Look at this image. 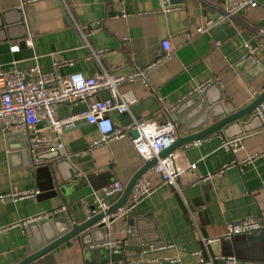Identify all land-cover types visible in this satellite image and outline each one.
Here are the masks:
<instances>
[{
  "label": "crops",
  "instance_id": "crops-1",
  "mask_svg": "<svg viewBox=\"0 0 264 264\" xmlns=\"http://www.w3.org/2000/svg\"><path fill=\"white\" fill-rule=\"evenodd\" d=\"M175 1L179 0H124L127 16L119 17V4L110 0H66L75 23L85 26L90 46L104 50L95 60L81 46L59 0H0V71H25L37 63L43 72L52 69L63 77L70 73L89 77L101 67L115 76L127 75L153 62L162 52L160 40L166 38L170 55L148 73V87L139 81L119 84L121 91L133 94L135 102L125 112H110L109 117L119 128L137 119L173 121L177 136L189 135L192 131L183 130L173 115L178 107L186 108L183 115L199 97L203 103L219 100L235 111L264 88V0L238 12L228 22L234 33L221 30L219 37L211 33L217 25L203 33L193 30L215 18L223 0ZM28 38L31 46L25 43ZM243 42L258 46L254 56L241 59ZM14 45L17 50L12 52ZM104 97L102 91L90 99ZM86 105H59L55 116L81 112ZM245 117L240 119L244 133L239 136V151L219 148L226 139L219 132L207 135L197 146L174 148V165L181 172L173 186L147 170L143 176L152 187L149 195L112 219L104 236L95 232L88 244L72 236L55 246L47 264H118L128 256L142 259L137 264H201L195 253L199 248L204 257L232 255L235 264H257L264 253V234L258 230L222 237L228 243L219 252L209 243L204 248L200 240L220 237L229 220L251 215L264 221V122L259 115ZM16 133L0 128V193L40 192L0 201V264H15L30 252L42 217L69 214L74 222L85 219L91 215L95 191L112 182L124 186L143 163L129 135L95 145L97 129L84 118L59 133L41 121L35 127L36 135L47 143L41 146H54L62 153L59 160L63 161L53 170L59 183L60 177L66 180V189L63 195L55 194L49 171L26 148L21 149L22 139ZM21 134L26 144L27 136ZM120 194L106 198L107 203ZM47 212L51 214L45 216ZM128 218L132 224H127ZM102 237L106 239L97 241ZM107 239H121L123 251H110L103 245ZM141 249L145 250L140 253ZM214 264L222 263L214 259Z\"/></svg>",
  "mask_w": 264,
  "mask_h": 264
},
{
  "label": "built area",
  "instance_id": "built-area-1",
  "mask_svg": "<svg viewBox=\"0 0 264 264\" xmlns=\"http://www.w3.org/2000/svg\"><path fill=\"white\" fill-rule=\"evenodd\" d=\"M118 3L120 6L119 17H126L124 12V0H110ZM63 14H66L69 21L73 25L80 44L86 48L89 55L95 60L104 52L103 49L96 50L92 48L88 42V35L84 31L85 26L76 24L69 12L66 0H59ZM257 0H223L215 18L207 20L203 26H197L193 30L195 33H203L215 25L224 21L232 20L238 12L245 8H253L257 5ZM117 16H115L117 18ZM189 29L188 33L193 34ZM125 39V38H124ZM25 43L28 46L32 44V38H28ZM245 49L241 59L252 57L257 51V47H253L245 42L242 43ZM162 52L153 62L143 68H136L127 75L115 76L107 72L101 67L94 75L86 77L80 73H70L65 77L60 76L54 70L43 72L37 63L31 65L28 70H15L11 73H3L0 71V128L8 133L21 132L27 136V142L31 148L47 144L46 141L37 136L35 133L36 125L44 121L49 129L55 133L61 132L63 129L72 128L75 122L84 118L87 123L93 124L99 134V138L94 142L95 145L103 144L122 136L129 135L130 141L140 155L141 160L156 158L155 163L150 167L152 171L158 174L161 182L167 185H174L175 178L181 172L179 167L174 165V154L171 152L162 158H158L159 152L168 148L177 137L176 126L173 121L157 122L152 119H137L132 124L116 127L114 126L109 113H122L128 110L129 105L135 102L134 96L130 91H121L119 84L122 82L139 81L148 87L147 75L163 60L169 57L170 48L166 38L160 40ZM10 50L14 52L17 46H11ZM105 91L106 97L102 99H90L95 94ZM87 105L85 110L69 114L66 117L57 118L55 110L59 105L84 103ZM254 113L260 116L264 122V104L259 103ZM134 132L136 136L132 134ZM203 139H196L186 144L187 146H197ZM59 147L60 144L58 143ZM219 148L236 153L241 149V141L239 137L225 139L221 142ZM189 168L194 167V163H190ZM209 173L207 176L200 178L205 180L214 174ZM263 186H264V180ZM123 185L118 182H112L105 185L99 191H95L92 196L91 214L103 211L109 204L106 198L120 194ZM152 191L147 178L143 174L134 182L129 193L127 201L118 207L115 211L101 218L103 225L107 228L110 226L112 219L122 216L133 202L147 196ZM39 189L35 190H17L15 192L0 193V201L10 199L12 201L21 197H33L39 193ZM51 212H47L45 216H49ZM22 223L24 221H21ZM259 230L264 234V221L246 215L236 220H229L224 224L223 232L220 237H227L232 234L244 233L246 231ZM211 239V238H210ZM209 238L200 237L204 248L210 242ZM103 245L112 252H122L124 242L121 239H107ZM164 245H158L163 247ZM152 248L153 246L150 245ZM145 249H141L140 253ZM195 253L201 258L202 264H214V259H219L222 264H235L236 258L232 255H206L202 256L201 249H197ZM146 262L149 259H144ZM134 256L124 257L118 264L127 262L128 264H137L141 262Z\"/></svg>",
  "mask_w": 264,
  "mask_h": 264
},
{
  "label": "water",
  "instance_id": "water-1",
  "mask_svg": "<svg viewBox=\"0 0 264 264\" xmlns=\"http://www.w3.org/2000/svg\"><path fill=\"white\" fill-rule=\"evenodd\" d=\"M181 1L182 0L175 2ZM16 12L19 11L17 10ZM18 22L21 23L22 18L19 17ZM228 26V21L221 22V24L215 26L211 33H213L216 37L220 36L219 34L221 30H225L226 32H228V35H230L231 31V33H234V30H232V28ZM204 94L205 93L202 91L200 93V96L204 97ZM263 101L264 88L250 103L235 111L229 106L221 105L219 100L215 101L212 104L208 103L207 101L203 103L199 99V97L196 103L191 106L188 111H183V115H181V111L183 109L186 110V108L179 109L180 107H178L174 111L173 115L176 116L183 130L187 132L192 131V133H189V135H185L182 137L177 136L168 148L163 149L161 152H159L158 158H162L167 154L173 152L174 148H177L184 144H188L192 140L204 139L205 137H207V135H210L214 132H219L226 139L242 136L244 131H242V124H240V119L242 118L244 121L246 115L256 116L254 110L258 106V104ZM230 128H235L236 132L230 133ZM132 134L136 136L134 132H132ZM16 135L22 139L21 149L26 148L31 158L35 159L38 162L39 166H41V168L49 171L50 186L54 190V193L60 195L65 194L66 180L60 177L61 182L59 183L56 176L54 175L53 170H57L60 162L63 161L59 160L62 156V153L55 149L54 146L44 147L40 145L31 148L28 142L25 144L21 132H17L15 136ZM155 161L156 158L144 161L138 167V170H136L124 184V188L119 198L115 202L108 204L103 211L88 215V217L79 222H74L71 218V215L69 214L66 215V218L63 216L53 217V219L42 217L41 220L38 221L40 223V228H38L36 232L34 242L33 244H30V252L21 257L17 262H15V264H47V260L50 257L51 250L63 241L70 239L72 236L80 240V242L83 244L92 242V239L89 238L95 232H99L104 236L107 227L103 225L101 218L115 211L118 207L122 206V204L127 201L134 182L138 179V177L149 170L150 167L155 163ZM132 222V218L127 219V224H132ZM262 233L263 232H261V234ZM105 239L106 238L102 237L97 241H104ZM227 243L228 242L222 239V237H216L210 239L209 245H211L212 248H215L216 252H219L218 248H225ZM255 262L257 264H264V253L262 257L257 259Z\"/></svg>",
  "mask_w": 264,
  "mask_h": 264
}]
</instances>
